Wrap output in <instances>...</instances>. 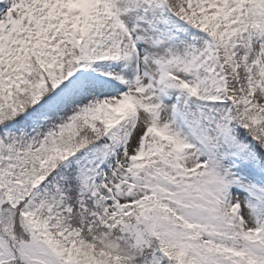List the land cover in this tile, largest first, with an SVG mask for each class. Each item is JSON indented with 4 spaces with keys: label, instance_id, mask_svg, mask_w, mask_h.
<instances>
[{
    "label": "snow or ice",
    "instance_id": "1",
    "mask_svg": "<svg viewBox=\"0 0 264 264\" xmlns=\"http://www.w3.org/2000/svg\"><path fill=\"white\" fill-rule=\"evenodd\" d=\"M0 264H264V0H0Z\"/></svg>",
    "mask_w": 264,
    "mask_h": 264
}]
</instances>
